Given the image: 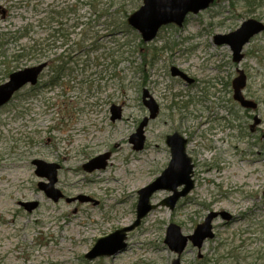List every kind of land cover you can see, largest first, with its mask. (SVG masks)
Instances as JSON below:
<instances>
[{
	"label": "rangeland",
	"instance_id": "obj_1",
	"mask_svg": "<svg viewBox=\"0 0 264 264\" xmlns=\"http://www.w3.org/2000/svg\"><path fill=\"white\" fill-rule=\"evenodd\" d=\"M142 5L0 0V86L12 73L48 63L36 86L0 109V264H172L178 256L165 243L170 225L192 236L212 213L231 219L219 215L214 238L200 250L189 243L181 264H264V33L245 46L241 64L229 46L215 44L216 35L249 19L264 24V0H216L184 27H163L148 44L133 29L111 31L112 19L123 21ZM48 39L38 56L22 54ZM173 67L196 83L173 77ZM238 70L247 75L245 96L259 104L254 112L233 99ZM144 91L160 112L145 128L144 149L135 151L130 137L150 116ZM113 107L122 114L115 122ZM255 116L261 125L252 131ZM174 133L189 142L193 191L174 211L162 206L172 193L157 192V208L128 233L124 252L85 258L99 239L133 225L138 191L168 167L166 137ZM103 154H110L106 169L84 170ZM35 160L61 166L56 189L65 199L54 202L39 189L47 180L36 175ZM255 162L256 171H245Z\"/></svg>",
	"mask_w": 264,
	"mask_h": 264
},
{
	"label": "water",
	"instance_id": "obj_2",
	"mask_svg": "<svg viewBox=\"0 0 264 264\" xmlns=\"http://www.w3.org/2000/svg\"><path fill=\"white\" fill-rule=\"evenodd\" d=\"M215 0H143L142 7L131 15L128 19V25L137 30L143 38L145 43L153 41L160 29L168 25H176L182 28L189 15H198L211 7ZM264 32V24L253 19L245 21L241 27L233 33L228 35L215 36V44L218 46L227 45L231 48L233 53L234 63L240 64L244 58L243 49L251 41L252 38ZM47 64H40L36 67L28 68L16 73H13L9 81L0 86V109L7 105L19 90L27 85H36L39 77ZM172 75L179 76L189 84L193 83L186 74L179 71L177 68H172ZM239 76L233 81L234 100L245 109L255 110L257 104L251 100H247L243 96V89L247 83V77L244 71L239 70ZM147 91L143 94V103L149 109L151 119H155L159 112V107L155 101L150 97ZM112 121L121 119V109L113 107ZM149 119H145L143 123L134 134L130 142L134 145V149L142 150L145 143L144 128L147 126ZM260 123L256 117L253 128ZM167 146L171 151V161L168 168L158 177L151 185L138 192L139 202L137 206V220L136 222L124 229L118 230L110 236L100 239L92 251L86 255L89 260L98 257L113 256L123 252L126 248L127 233L131 232L140 226L142 220L153 210L156 206L151 205L152 196L158 191L172 192V196L163 201L162 205L174 210L176 204L181 198L186 197L195 187L193 180L194 164L191 157L187 154L188 141L179 133H175L167 137ZM109 154L101 155L93 159L89 164L85 165V170L93 172L94 170L105 169ZM36 166V175L45 178L49 181L48 184L41 183L39 188L45 192L48 198L58 202L63 198V194L56 189L57 173L59 166L57 164H49L41 160L33 162ZM183 187L182 190L179 188ZM83 201V198H80ZM85 200V199H84ZM73 200H68L72 202ZM28 210L36 204H25ZM218 214H210L205 222L199 225L194 235L185 237L182 235L180 227L172 224L170 225L165 243L169 248L176 252L179 257L187 247L189 241L194 246L201 249L207 239L214 237L212 223ZM222 216L225 219L230 217L224 213ZM173 264H180V258L176 259Z\"/></svg>",
	"mask_w": 264,
	"mask_h": 264
},
{
	"label": "trees",
	"instance_id": "obj_3",
	"mask_svg": "<svg viewBox=\"0 0 264 264\" xmlns=\"http://www.w3.org/2000/svg\"><path fill=\"white\" fill-rule=\"evenodd\" d=\"M104 14L105 13H103V16H104ZM120 19L119 18L112 19V24H111L112 30L111 31L114 34L123 33V32L130 31L131 30L130 27L127 25V16L126 15L123 16V19H124L123 21H121ZM52 37L54 38V35L51 33V36L49 37V39H52ZM49 39L46 41L47 42V45H44V47L43 48H40V49L37 48L36 44H34L33 46L24 47L22 49V54L25 55V56H36V55L38 56L40 52H42L44 49L50 47V44H49L50 41H49ZM63 70H64L63 67H61L60 69H57L56 70V72H55V76L56 77L55 78L57 79V82L60 81V79H61V77L63 75Z\"/></svg>",
	"mask_w": 264,
	"mask_h": 264
},
{
	"label": "bare ground",
	"instance_id": "obj_4",
	"mask_svg": "<svg viewBox=\"0 0 264 264\" xmlns=\"http://www.w3.org/2000/svg\"><path fill=\"white\" fill-rule=\"evenodd\" d=\"M257 163H258V162H255V163H253V164H249V165L246 164V166L244 167V168H245V171H249L250 169L256 171V170L258 169V167H257V165H256ZM20 173H21V175H22L23 177H25V178L27 177V175H25V173H24L23 171H21V172H19V173L17 172L18 175H19ZM17 174H16V175H17ZM24 175H25V176H24ZM142 184H144V183L141 181V182H138L137 185H135V186H140V185H142Z\"/></svg>",
	"mask_w": 264,
	"mask_h": 264
},
{
	"label": "flooded vegetation",
	"instance_id": "obj_5",
	"mask_svg": "<svg viewBox=\"0 0 264 264\" xmlns=\"http://www.w3.org/2000/svg\"><path fill=\"white\" fill-rule=\"evenodd\" d=\"M196 83V80L194 81V83L193 84H195ZM246 99H249L248 97H246ZM259 105V104H258ZM254 119V118H253ZM261 125V124H260ZM253 130V129H252Z\"/></svg>",
	"mask_w": 264,
	"mask_h": 264
}]
</instances>
